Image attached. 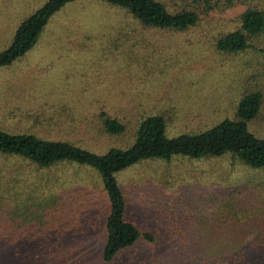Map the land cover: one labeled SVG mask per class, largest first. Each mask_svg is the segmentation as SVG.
Segmentation results:
<instances>
[{
    "label": "rangeland",
    "instance_id": "obj_1",
    "mask_svg": "<svg viewBox=\"0 0 264 264\" xmlns=\"http://www.w3.org/2000/svg\"><path fill=\"white\" fill-rule=\"evenodd\" d=\"M44 1L0 0V50ZM263 1L161 0L168 11H195L197 22L182 31L142 27L124 8L101 0L68 2L24 54L0 66V130L99 154L130 145L146 115H163L166 137L198 132L231 118L240 97L258 90L263 98L247 129L262 137L264 33L237 53L219 52L214 43L238 28L237 16L250 3ZM100 111L120 120L124 132L104 134ZM0 173L12 184L1 181V194H29L38 203L22 215L8 201L3 206L0 264H213L223 251L243 264H264V168L224 155H173L117 171L125 220L153 241L138 236L110 262L101 260L109 204L93 168L37 169L0 156ZM54 195L63 204L40 205ZM55 220L61 229L52 227ZM231 243L238 244L234 251Z\"/></svg>",
    "mask_w": 264,
    "mask_h": 264
},
{
    "label": "trees",
    "instance_id": "obj_2",
    "mask_svg": "<svg viewBox=\"0 0 264 264\" xmlns=\"http://www.w3.org/2000/svg\"><path fill=\"white\" fill-rule=\"evenodd\" d=\"M71 1L74 0H45L42 5L22 19L15 28L9 44L0 50V66L8 65L24 54L35 43L49 16ZM101 1L124 8L138 24L147 28L182 31L193 26L198 19L197 14L192 10L168 11L161 0ZM237 18L239 21L237 29L216 38L214 47L217 51L241 52L249 47L248 42H251L253 37L264 33V1L258 4L250 3ZM262 98L263 94L258 90L244 93L237 101L231 118H224L205 130L182 133L174 137L164 135L166 121L162 114L146 115L137 123L130 145L124 148H108L99 154L67 141L48 140L29 133L14 134L0 130V156L16 158V160L18 158L37 169L49 168L58 163H76L93 168L100 177L109 204L104 219L101 260L110 262L119 250L130 246L138 236L153 241L150 232L143 231L125 220L124 198L116 182L115 173L144 159L160 158L168 161L173 155L193 159L224 155L250 168H264V135L256 137L247 129V122L256 116ZM98 117L100 129L104 134L114 135L124 132V124L116 117H111L104 111H100ZM0 182L5 186H12L11 180L5 179L1 173ZM62 182L59 188L65 184L64 181ZM50 187L46 186L47 189ZM1 189L0 211L3 206H8L7 201L12 205L11 207L14 206L19 215L24 213L25 208L38 205V203L34 205L30 203L29 194L27 196L15 193L7 196L1 194ZM47 197L40 205L63 204L58 200L62 198L60 196ZM61 222L55 220L52 227L61 229ZM237 245L231 243L228 248L234 251ZM223 253L224 251L215 257L211 256L214 258L213 264L244 263L235 256L234 252L229 256L222 255Z\"/></svg>",
    "mask_w": 264,
    "mask_h": 264
}]
</instances>
